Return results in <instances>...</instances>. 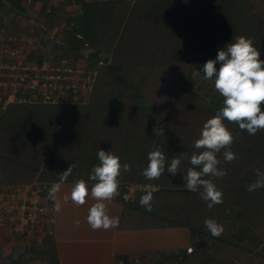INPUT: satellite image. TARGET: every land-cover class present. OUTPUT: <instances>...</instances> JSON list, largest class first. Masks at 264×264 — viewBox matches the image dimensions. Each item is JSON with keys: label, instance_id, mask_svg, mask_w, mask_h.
I'll use <instances>...</instances> for the list:
<instances>
[{"label": "trees", "instance_id": "trees-1", "mask_svg": "<svg viewBox=\"0 0 264 264\" xmlns=\"http://www.w3.org/2000/svg\"><path fill=\"white\" fill-rule=\"evenodd\" d=\"M81 25L73 29L82 35L73 36L70 53L76 55L86 41L94 48L89 57L104 63L89 100L69 108L9 105L0 116V188L55 184L70 165L75 168L64 183L93 184L89 176L99 164L98 151H111L121 165H130L118 178L120 193L136 182L159 186L151 212L140 204L143 195L125 203L120 229L183 227L195 238L192 252L168 254L157 264H264V188L247 191L257 170L264 172V130L249 135L224 121L234 136L228 150L237 158L225 163L222 150L218 168L227 175L205 177L223 193L221 204L209 209L183 179L191 167L183 157L202 151L194 142L223 106L218 93L210 96L208 108L198 103L193 88L203 81L193 72L238 36L252 39L264 61V0H102L81 5ZM161 127L163 135L156 137L154 129ZM156 149L166 157L165 172L150 181L142 173ZM175 156L181 165L172 176L167 167ZM235 219L245 224L247 237ZM206 220L222 225L223 233L213 237Z\"/></svg>", "mask_w": 264, "mask_h": 264}, {"label": "crops", "instance_id": "crops-1", "mask_svg": "<svg viewBox=\"0 0 264 264\" xmlns=\"http://www.w3.org/2000/svg\"><path fill=\"white\" fill-rule=\"evenodd\" d=\"M99 1L102 0H0V28L10 35L26 37L35 48L28 51V60L46 61L65 56L82 64L87 58L92 59L89 53L94 48L84 41L76 55L70 53V47L75 45L73 36L80 40L82 35L73 29L82 28L81 5ZM95 62L104 65L101 60L91 61ZM73 185L61 184L56 200L52 199L51 235L0 240V264H117L119 260L132 259L141 264H157L168 254L193 249L195 238L183 227L135 231H125L119 226L91 229L87 223L88 210L96 201L89 196L84 205H75L70 199ZM91 186L88 185L89 192ZM57 201L61 204L59 211L55 208ZM106 205L110 217L120 218L125 205L120 190Z\"/></svg>", "mask_w": 264, "mask_h": 264}, {"label": "clouds", "instance_id": "clouds-1", "mask_svg": "<svg viewBox=\"0 0 264 264\" xmlns=\"http://www.w3.org/2000/svg\"><path fill=\"white\" fill-rule=\"evenodd\" d=\"M261 51L253 46V40L238 36L234 42L228 43L222 50H218L215 60H208L202 66V73L194 71L193 77H200L211 81L213 90L223 98V106L216 111L215 115L208 119L200 133V138L194 142V148L202 150L193 152L188 167L183 175L184 186L188 191L199 193L200 198L207 203L209 209L223 202V193L219 191L212 179H222L227 175L226 170L218 168L221 161L217 154L223 151L224 162L231 163L237 157L228 150L234 142L233 134L228 130L224 121L238 124L241 131L247 130L249 135H255L264 130V61L260 59ZM219 63V70L216 64ZM154 135L162 136L163 128L154 129ZM99 164L94 166L89 180L94 182L89 192L88 185L84 179L77 180L70 194L71 201L78 206L84 205L86 198L90 196L96 202L89 208L87 223L93 230L118 227L119 218L110 217L107 212L106 202L113 200L119 195V177L121 170L130 171V165H121L120 158L111 151L99 150L97 153ZM148 165L143 170V177L147 180H156L165 172L166 157L162 151L156 149L148 153ZM181 157L175 156L167 167V172L172 176L179 173ZM75 165L60 173V180L49 190L48 198L56 200V194L72 174ZM199 168L200 171L196 169ZM257 179L247 186V191L252 192L264 188V172L257 170ZM149 187H152L151 185ZM152 191H148L140 199L141 206L146 211H152ZM65 201L69 197L64 198ZM61 204L56 202L55 208L59 211ZM205 226L213 237H219L224 229L222 225L214 220H206ZM136 264H139L137 261Z\"/></svg>", "mask_w": 264, "mask_h": 264}, {"label": "built area", "instance_id": "built-area-1", "mask_svg": "<svg viewBox=\"0 0 264 264\" xmlns=\"http://www.w3.org/2000/svg\"><path fill=\"white\" fill-rule=\"evenodd\" d=\"M133 4L135 0H124ZM35 49L25 36H13L0 28V116L9 105L40 104L72 107L85 105L90 97L101 62L74 63L65 56L51 60H28ZM195 88V87H194ZM159 191L152 183L123 186L120 199L131 203L141 195ZM49 185L32 182L21 187L0 188V240L12 237L43 238L51 235L54 202L48 198ZM188 248L186 253H190ZM119 260L117 264H136ZM141 264V263H139Z\"/></svg>", "mask_w": 264, "mask_h": 264}, {"label": "rangeland", "instance_id": "rangeland-1", "mask_svg": "<svg viewBox=\"0 0 264 264\" xmlns=\"http://www.w3.org/2000/svg\"><path fill=\"white\" fill-rule=\"evenodd\" d=\"M67 56V55H66ZM92 60H94V58L92 57V59H90V61H92ZM71 61H73L72 59H71ZM219 67H220V64L219 63H217L216 64V68H217V70H219ZM200 72H201V74L203 75V73H202V68L200 69ZM201 80L203 81V84H201L200 82H199V84H198V81H196L195 82V86H196V88H193V93H194V91H197V93H192V90H191V93L194 95V96H196V98L198 99V103L200 104V105H202L203 107H205V108H208V105H209V99H210V96H212V95H217V93L213 90V86H212V82L211 81H206V80H204L203 78H202V76H201ZM191 82H193L194 81V79H191L190 80ZM217 97H221L220 95H218ZM235 225H236V228H238V230H239V232H240V234L241 235H243V236H246L247 237V235L249 234L248 233V230H247V228H246V226H245V224L242 222V221H240V220H238V219H235ZM250 235L252 236V234L250 233Z\"/></svg>", "mask_w": 264, "mask_h": 264}]
</instances>
